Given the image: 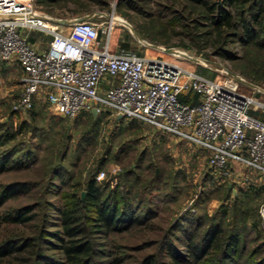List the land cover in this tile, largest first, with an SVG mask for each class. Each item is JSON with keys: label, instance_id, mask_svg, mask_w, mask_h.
I'll return each mask as SVG.
<instances>
[{"label": "rangeland", "instance_id": "obj_1", "mask_svg": "<svg viewBox=\"0 0 264 264\" xmlns=\"http://www.w3.org/2000/svg\"><path fill=\"white\" fill-rule=\"evenodd\" d=\"M185 5L186 0L35 2L37 12L51 19L95 14L93 20L103 21L110 20L115 14L132 26L116 22L114 41L118 39L117 48L121 39L130 33L131 48L148 56L162 51L144 44L138 36L154 44L177 48L206 63L195 64L187 58L164 54L167 59L184 66L195 65L198 72L207 76H215L224 68L242 75L236 61L218 55L216 48L207 42L203 33L205 28L198 26L196 14L189 17ZM154 18L168 25V31L163 34L167 45L141 34V30H147V21ZM174 19L179 23L172 27L170 21ZM24 32L29 31L24 29ZM32 34L38 49L52 39L51 34L38 29ZM225 48L237 55H242L244 50L241 42L234 39H230ZM0 67L4 80L0 87V154L7 151L8 155L15 154L17 160L15 166L0 173V190L3 185L17 180L32 184L31 189L0 205L4 212L31 205L32 218L7 224L0 231V238L18 235L38 239L42 230H60L57 209L64 204L63 194L72 190L66 178L74 173L78 175L73 182H85L90 173L98 169L95 178L99 182L108 181L112 189L119 185L130 188L136 184L137 177H141L142 190L134 191L132 196L145 199L139 210L144 219L142 224L108 236L104 233L93 235L100 251L95 255L94 264H116V258L120 260L118 264H142L149 256L162 264L172 260L168 252L170 244L178 249L180 257L186 256V236L179 229L181 226L202 234L217 223L227 234L233 228L240 233L243 247L233 264H264V216L259 214L264 201L263 173L235 162L221 178L220 170L208 165L209 152L193 142L128 118L118 123L116 119L108 118L107 113L95 129L90 125L89 114L68 117L54 111L43 92L37 95L34 109L16 111L13 105L23 89V73L17 64L0 61ZM101 172L105 175L99 178ZM129 172L133 173L129 175ZM252 188L258 189V193ZM83 192L86 195L85 190L81 195ZM244 193L251 195L250 201L240 205V210L245 213L241 211L234 217L237 211L234 209L235 198L243 197ZM225 211L227 214L223 215ZM47 241L49 239L36 242L42 245L44 256L57 257L60 250L55 248V243L59 241L52 239L54 244ZM102 251L110 255H104ZM218 254L217 251L215 255H209L203 264H220Z\"/></svg>", "mask_w": 264, "mask_h": 264}, {"label": "built area", "instance_id": "obj_2", "mask_svg": "<svg viewBox=\"0 0 264 264\" xmlns=\"http://www.w3.org/2000/svg\"><path fill=\"white\" fill-rule=\"evenodd\" d=\"M35 2L0 0V61L16 60L23 68V89L14 110L32 109L43 92L51 108L64 116L96 107L108 118L138 119L206 149L214 170H227L236 162L264 174V117L254 113L264 114L263 85L252 86L225 68L207 76L195 65L164 56L207 65L183 51L159 49L162 53L148 56L119 50L112 17L64 26L40 15ZM37 29L53 36L45 50L29 39ZM104 81L109 86L102 90ZM191 93L198 95V103L181 99ZM260 213L264 216V201Z\"/></svg>", "mask_w": 264, "mask_h": 264}, {"label": "trees", "instance_id": "obj_3", "mask_svg": "<svg viewBox=\"0 0 264 264\" xmlns=\"http://www.w3.org/2000/svg\"><path fill=\"white\" fill-rule=\"evenodd\" d=\"M43 1L45 0H41V2ZM185 7L188 9L189 17L193 13L197 15L198 26L205 28L203 33L207 36V42L216 48L217 54L236 61V67L244 77L264 86V0H186ZM170 22L172 27L179 23L176 19ZM147 24V30L144 31L142 27L143 30L141 31L143 32L141 34L154 42L167 45L168 43L164 42L166 39L163 34L168 31V25L155 18L147 21ZM195 26L197 27L196 24ZM33 31L35 30L31 31L29 39L34 45L37 40L32 34ZM51 37L53 38L52 35ZM125 37L119 43V50L136 51L139 54H144L131 48L130 33L126 34ZM230 39L241 42L244 49L242 55L234 54L225 48ZM51 41L40 50L47 49ZM197 98L198 95L195 93L181 97L182 100L191 103H198ZM35 104L36 101L34 107ZM82 113L89 114L90 125L95 129L105 116V112L99 113L97 116H94L92 111ZM254 113L264 117L261 112ZM123 119L124 117L117 118L116 121L119 123ZM130 120L148 124L138 119ZM14 155H8L7 151L0 154V173L15 166L17 160ZM97 172L98 169L93 170L85 182L80 180L73 182L78 175H74V173L69 174L66 178V183H69L72 190L63 194L64 204L57 209L60 230L52 232L42 230L43 233L38 235V239L18 235L1 237L0 264H24L26 262L40 264L43 261L44 264H94L95 255L100 252L93 238L95 233H104L108 236L142 224L144 219L139 214V210L145 198L141 200V198L137 199L134 198V195L132 196L134 191L142 190V186H140L141 177H137L136 184L130 188L119 185L116 189H112L110 188L111 183L108 181L99 182L95 178ZM228 172V169L220 170L222 173L220 177L224 178ZM132 173L129 172V175ZM31 187L30 181L23 180L3 185L0 190V205L19 193L31 189ZM83 190L86 191L84 199L81 195ZM257 190L253 191L258 193ZM249 196L251 195L244 193L243 197L237 196L235 198L234 209L237 211L234 217L241 211L245 213V210H240V205L249 203ZM31 211V205L14 208L6 212L0 209V231L9 223L29 221L32 218ZM226 214L227 211L223 212V215ZM259 214L261 215L260 212ZM179 229L186 236L188 252L186 256L180 257L178 249L170 244L168 252L172 260L162 264H203L205 258L207 260L209 255H215L217 251L219 253L217 261L220 264H233L243 247L238 229L233 228L230 234H227L220 223L211 225L202 234H199L198 231L191 232L192 229L187 230L182 226ZM39 239H49L47 241L49 244H54L52 239L58 240L59 243H55V248L60 250V254L53 258L44 256L42 245L36 242ZM101 253L110 255L107 251ZM114 262L120 263L119 258H116ZM142 264L159 263L153 256H149Z\"/></svg>", "mask_w": 264, "mask_h": 264}, {"label": "water", "instance_id": "obj_4", "mask_svg": "<svg viewBox=\"0 0 264 264\" xmlns=\"http://www.w3.org/2000/svg\"><path fill=\"white\" fill-rule=\"evenodd\" d=\"M105 14V13H103ZM107 16H110L109 14H105ZM95 17V14H87V15H84L82 17H79V18H73V19H54L57 23L61 24V25H70L72 24L74 21L76 20H87V19H91V18H94ZM125 25H127L128 27L132 28V26L126 21L124 22ZM141 42H143L144 44L146 45H149V46H152V47H155V48H158V49H162L164 50L165 52H181V50L177 49V48H174V47H164V46H161V45H158V44H154V43H151V42H148L146 40H144L143 38H141L140 36L137 37ZM186 55H189L186 53ZM247 82L249 84H251L252 86H255V87H258V84L250 81V80H247ZM92 113L94 114V116H97L98 114V111H97V108H93L92 110ZM119 118H123L122 116H119ZM82 196L84 197L85 196V192H83Z\"/></svg>", "mask_w": 264, "mask_h": 264}, {"label": "crops", "instance_id": "obj_5", "mask_svg": "<svg viewBox=\"0 0 264 264\" xmlns=\"http://www.w3.org/2000/svg\"><path fill=\"white\" fill-rule=\"evenodd\" d=\"M117 41H118V39H115V41H114L115 48H117V44H118ZM144 54H145V53H144ZM1 62H6V63H10V64H17V65L19 66V68L21 69L22 73H23V68H22V66H21L16 60H9V61H2V60H1ZM195 67H196V66H195ZM0 80H2V82H4L1 67H0ZM108 86H109L108 83H107L106 81H104V82L102 83V90H105Z\"/></svg>", "mask_w": 264, "mask_h": 264}, {"label": "bare ground", "instance_id": "obj_6", "mask_svg": "<svg viewBox=\"0 0 264 264\" xmlns=\"http://www.w3.org/2000/svg\"><path fill=\"white\" fill-rule=\"evenodd\" d=\"M112 20L113 21H123L124 22V20L120 19L119 17H116L115 14L112 16ZM64 26H67V25H64ZM184 54H185V52H184Z\"/></svg>", "mask_w": 264, "mask_h": 264}]
</instances>
